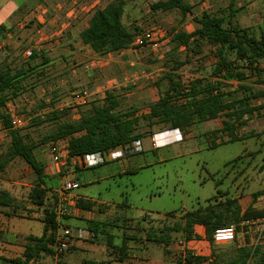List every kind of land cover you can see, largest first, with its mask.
<instances>
[{
    "label": "crops",
    "instance_id": "obj_1",
    "mask_svg": "<svg viewBox=\"0 0 264 264\" xmlns=\"http://www.w3.org/2000/svg\"><path fill=\"white\" fill-rule=\"evenodd\" d=\"M49 1L34 0L32 6L22 16H18L13 21L11 17H8L4 22H0L8 24L7 26L0 24V67L31 69V72L21 80V91L6 103L5 109H9L13 113L20 107L22 110H28L29 108H36L39 105L40 108L34 111V116L48 114L55 111V107L52 106L53 97L58 98V93H60V97H63L74 87V84H72L74 76L72 77V74H75V72L73 70L65 78L58 76L57 80H54L55 74L53 69L64 67V65L60 62L56 65L52 59L48 58L47 54L55 49L53 41L55 37L61 38L56 45L57 48L66 46L67 44L71 47V40L66 38V33L68 32L69 34L70 32L71 34V29H66L67 27H63L60 30L53 29L56 16L52 14L53 9ZM98 4L96 2H87V0L82 1V15H86L82 20V30L88 26V19L91 13L97 8H102L98 7ZM237 8L240 12L241 8ZM261 20L258 26L261 24ZM194 28L186 32L190 33ZM78 46L87 48L80 43ZM139 49H143V47H135L132 43L126 50L102 56L95 54L99 57L96 58L97 60L94 64L90 65L93 69L82 71V90L85 86H92L90 88L93 92L92 101L102 99L106 92L114 91L120 100L126 98L128 107L136 104L138 101L135 102V97H132L134 93L123 94L118 90V86L126 87L130 84L137 86L138 84L139 87L142 85L139 84L140 80L149 81L153 78L151 73L144 72L143 70L135 71L128 78L124 77V70L126 71L128 66H136L138 64V62L132 61L129 58L132 56L137 58V55L141 53V51H138ZM32 52L38 54L35 59L30 58ZM28 53L30 54L28 55ZM161 70L160 68V72H162ZM232 83L237 85L235 82ZM98 84L100 85L96 86ZM224 84L223 82V86ZM145 86L148 85L146 84ZM150 89L152 88L150 87ZM151 93L153 98L150 100L154 102L158 96L156 95L157 93ZM85 110L86 108L82 111ZM147 112L148 108H146V111L144 110L143 115ZM223 120V117H218L201 123L195 122L191 126L174 130L168 128H163L159 131L151 130V134H146L141 139L132 141L130 144L125 145L124 149L116 147L114 152L117 153V156L105 158L104 162L91 167H82L76 162L75 157L68 155L66 141L51 142L49 145L48 161L45 162V165L38 160L35 153L36 147L33 153L43 167L44 174L47 177V188L50 191L56 192L63 181L76 182L79 185L77 189L72 191L70 198L73 199L74 208L79 209L81 212L78 214V212L72 211L73 213L71 212L70 215L65 217V223L74 229V235L69 242V251L64 252L60 256L59 264H183L187 251L197 252L196 258L200 259L199 264H214L216 262L218 264H226L235 255L237 249L257 245H253L249 240L247 235L251 230L247 231V229H245L247 235L245 234L242 239H239L237 236V240L227 243H210L206 238L205 229L202 225L195 224L192 227L191 234H188L185 230L184 216L187 212L194 209L164 212L159 215V219L152 223L149 215H145L143 218L132 215V209L127 204L125 198L121 201L105 199L101 198V196L94 197L80 191L83 187L92 186L95 183L98 184L102 180L137 173L145 165L140 164V161L145 156L144 153L152 152L155 156H158L161 150L185 141L197 140V148L201 146L200 143L203 141L206 149H214L223 144L230 143L228 142V135L222 131ZM153 135L159 145L156 151L150 150V146L143 147L144 139L150 140ZM1 136L9 138L7 131L0 121ZM245 138L242 137L241 139L244 140ZM9 143L10 138L8 141L1 140L0 138V147H2L1 145L5 146V144L7 147ZM213 145L215 146L214 148ZM53 147L58 150L55 154L52 153ZM54 157H56V160H54ZM157 159L158 162L165 160L160 156ZM15 160L22 161L19 158H15L10 163L15 162ZM65 164L69 166V169L63 174L62 167ZM234 165L235 163L231 161L226 163L224 168ZM99 168H102L101 176L86 174L93 169ZM29 170L31 169L29 168ZM5 171H7V174L4 176ZM8 172L7 167L0 171V190L8 192L18 208L12 211L8 207L0 206V264H11L9 261L13 259L23 260L22 254L26 244L25 238L29 236L40 237L43 233V208L32 205L27 198L29 190L36 180L32 170L30 171L32 182L28 185L18 180V182L3 180L4 177H8ZM18 176L20 175L16 172L13 177L19 179L20 177L18 178ZM221 183L222 180H218L216 185ZM238 186L239 183L236 184V187ZM19 190L22 191L19 192ZM260 191H264V189L257 192ZM257 192L246 193L245 190L239 189L238 193H235L233 196L225 191H217V195L214 196L215 199L211 203L218 205L230 199L236 202L241 213L249 207L257 211H264V207L262 206L264 195L262 194L253 200L252 195ZM79 202L83 206L88 207L90 205V209L85 210L80 208L78 206ZM206 205L207 202L204 206L199 207L204 208ZM109 217H115L116 220L121 217L122 219L129 217L132 227L141 228L140 230L137 229L140 232L136 234V232L129 229L125 230V228L119 225H113L108 222ZM92 220L98 224L100 234L95 235L97 231L94 230V232L90 233L91 235L93 234L91 237L85 236L79 238L76 235L77 231L84 230L86 232ZM252 222H242L239 225H243V228H246L245 226L252 224ZM168 227L175 229L167 232L166 229ZM176 227L179 228L176 230ZM156 239H160L161 242L157 243ZM152 244L159 246L162 250V255L155 252L156 250L151 247ZM259 244L262 245L261 243ZM79 251L88 253L86 255L90 258H84L83 255L82 257L79 256ZM21 264H56V261L51 254L41 255L37 260H30Z\"/></svg>",
    "mask_w": 264,
    "mask_h": 264
},
{
    "label": "trees",
    "instance_id": "obj_2",
    "mask_svg": "<svg viewBox=\"0 0 264 264\" xmlns=\"http://www.w3.org/2000/svg\"><path fill=\"white\" fill-rule=\"evenodd\" d=\"M125 4L126 0H115L95 9L88 19V26L79 33L80 43L99 56L128 49L134 42L135 34L124 26ZM192 7L185 0H155L149 3V9L154 13L175 11L182 16L190 14L196 26L190 33L181 31L171 37L169 42L174 45V49L164 56V72L153 82L158 97L147 106L145 115H137L135 108L122 109L118 95L109 91L102 99L92 101L89 108L74 121H61L66 116L63 110L48 113L45 119L53 122L55 127L42 137L39 144L63 140L67 143L70 157H83L130 144L151 134L156 125L174 130L218 117L224 118L222 131L228 135V142L242 140L235 136L237 128L245 126L254 114L258 115L260 110H264V69L258 68L260 61L264 60V7L257 30L238 24L239 9L235 0H230L226 7L217 11L207 10L198 16L193 15ZM204 46H208L212 54L213 62L208 72L211 79L196 77L184 83L177 75L184 63L176 60L175 51L184 47L190 48L194 54H200ZM37 56L36 52H32L30 58L35 59ZM30 72L29 68L0 67V121L10 138L9 145L0 155V171L15 158L21 159L36 178L27 198L32 205L43 208L42 235L26 237L23 260L13 259L9 261L11 264L51 255L49 245L53 242L56 230V192L51 193L47 188L43 167L34 156L37 145L29 142L28 135L22 134L21 129H11L10 117L5 112L7 101L21 91V80ZM251 78L252 85L242 83ZM223 82H235L238 88L225 92ZM254 85L262 88L257 90ZM239 92L241 95L236 97ZM256 99L262 100L258 106L251 103ZM35 119L37 116L30 119L32 124ZM142 121L146 122L144 127H148L146 134L139 131L143 127ZM240 158L237 157L232 163ZM262 194L264 191L254 193L253 200ZM213 199L215 197L208 200L204 208L198 207L185 214V230L188 234H191L195 224L202 225L207 240L213 243L212 235L217 228L264 219V211L249 207L241 213L235 201L227 199L222 204L213 205ZM14 202L8 192L0 190V206L15 211L18 206ZM78 206L90 209V205L83 206L81 202ZM174 229L168 227L166 230L170 232ZM155 241L161 242L160 239ZM256 258L258 260L255 261ZM185 259L186 264L200 262V259L190 255ZM226 264H264V243L237 249Z\"/></svg>",
    "mask_w": 264,
    "mask_h": 264
},
{
    "label": "rangeland",
    "instance_id": "obj_3",
    "mask_svg": "<svg viewBox=\"0 0 264 264\" xmlns=\"http://www.w3.org/2000/svg\"><path fill=\"white\" fill-rule=\"evenodd\" d=\"M33 1L34 0H0V22H4L8 17H11L13 21L17 19L18 16H22L23 13L28 11L32 6ZM82 1L83 0L49 1L53 9L52 14L56 16L53 29L60 30L63 27L71 29V34L70 32L69 34L68 32L66 33V38L71 40V47L67 44L66 46L57 48L56 45L61 38L55 37L53 38L55 49L47 54L48 58L52 59L56 65L59 62L64 65V67H56L53 69L55 74L54 80H57L58 76L65 78L71 70L75 72V74H72V77L74 76L72 80L74 87L63 97H60V93H58V98L53 97L52 106H54L55 109L61 107L64 103L70 102L75 93L82 91V71L93 69L90 65L94 64L97 60L96 58L99 57L89 48H81V46H78L80 43L78 32L82 30V20L86 16L85 14L82 15ZM112 1L115 0H87V2L99 3L98 7H104ZM152 1L155 0H126L125 14L123 17L124 26L132 31L136 37L143 36L147 33L152 36V40L148 41L143 49L138 50L141 51V53L137 55V58L133 56L129 58L132 61L138 62V66H128V69H126V71L124 70V77L128 78L135 71L138 72L139 70H143L144 72L151 73L153 78L149 81L140 80L139 84L142 85L139 87L138 84L137 86L130 84L126 87H120L118 84V90L120 92L123 94L130 92L134 93L132 97H135V102L138 101L133 106L128 107L126 98H122L121 108H135L139 116H142L149 103H152L150 100L153 98L151 92H154V94L157 93L153 86V82L164 72L162 64L164 56L174 49V45L169 42L171 37L181 31H190L196 26L193 16L190 14L182 16L179 12L175 11L167 13L152 12L149 9V3ZM229 1L230 0H185L186 3L193 6V15L195 16H198L205 10L217 11L220 8L226 7ZM235 3L237 7L241 8L237 16L240 26L251 27L257 30L263 12L264 0H235ZM0 24H4V26L8 25L5 23ZM189 47L193 49L192 45ZM175 58L179 62L184 63L177 72V75H180L184 83H188L191 79L196 77L211 79L208 72L213 59L208 46H204L200 54H194L190 48L185 49L184 47H180L175 51ZM160 68L162 72H160ZM258 68L264 69V60L260 61ZM224 83L223 87L225 92H232L238 88V85L232 82ZM242 83L252 85L253 79H247ZM146 84L148 86H145ZM99 85L100 84L96 86ZM150 87L152 89H150ZM90 88H92V86H85L83 90H91ZM254 88L258 90L262 87L254 85ZM156 95L158 96V94ZM240 95L239 92L235 96L239 97ZM261 101L262 100L256 99L252 100L251 103L258 106ZM90 103L64 108L63 111H65L66 116L61 118V121L76 120L83 109L89 108ZM37 108H40V106L38 105L36 108H29L28 110H22L20 107L16 110L15 114H19L25 118V125L21 128L20 132L22 134H27V140L37 145L35 151L36 156L40 163L45 165V162L48 161L49 145L51 142L44 144H39V142L45 134L50 133L54 129L55 125L53 122H49L45 119L47 114L37 116V119H35L33 123H39L38 125L35 126L32 124L30 119L34 116V111H36ZM259 113L258 115L254 114L247 120L245 126L238 127L235 131V136L241 138L246 137L242 141L223 144L214 149H206L203 141H201V146H198V148L196 147V143L198 144L197 140L185 141L161 150L158 156H155L152 152L144 153L145 156L140 161V164H145L146 166L142 165L143 167L140 168L137 173L102 180L98 184L95 183L92 186L83 187L80 191L94 197L101 196V198L105 199L121 201L125 198L127 204L132 209V215L142 218L145 215H149L153 223L159 219V215L164 212L192 210L199 206H204L207 200L217 195V191H225L234 196L235 193H238L239 189L245 190L246 193L263 190L264 110H260ZM39 120L45 122H38ZM145 123V121H142L141 124L143 127H140L139 131L145 132L146 134L148 132V127H144ZM163 128L162 126L156 125L152 128V131H159ZM0 138L5 141L9 139L4 136ZM143 145L144 148L150 146V150L153 151L158 149L152 148L151 139H144ZM1 146L0 155L4 152L6 144L5 146ZM60 150H62V148H60ZM159 156L163 157L165 160L158 162L157 158ZM240 156L242 157L238 163L236 162L232 167L228 166L224 168L226 163ZM7 168L9 170V175L6 178L4 177L3 180L6 179L8 182L18 180L27 185L32 182L31 170H29V167L23 161L15 160V162L10 163ZM62 168L63 174H65L69 166L65 164ZM101 170L102 168L93 169L86 174L101 176ZM16 172L20 175L18 176V178L20 177L19 179L13 177ZM6 174L7 171H5L3 175L5 176ZM218 180H222V183L216 185ZM237 183H239L238 187H236ZM20 191L22 190H19V192ZM53 192L54 191H51V193ZM262 206L264 207V199L262 201ZM263 220L264 219L253 221L252 224L245 226L246 228H243V225L234 224L236 233L235 240L238 238L242 239L246 232L251 230V232L246 235L252 244H263ZM130 221L129 217L125 219L121 217L118 220H116L115 217L108 218V222L113 225H119L125 228V230L129 229L138 234L140 231H137V229L140 230L141 228H137L136 226L132 227ZM91 222L90 227L86 230L88 236L91 237L93 234L91 235L90 233L94 232V230L97 231L95 235H99L100 228L97 226L98 224L93 220ZM69 227L74 230L71 226ZM245 229H247L246 232ZM151 247L156 250L155 252L162 255V250L159 246L152 244ZM261 250H263V247ZM67 251H69V249ZM86 254L88 253L80 251L78 253L81 257L83 255L84 258H90Z\"/></svg>",
    "mask_w": 264,
    "mask_h": 264
},
{
    "label": "built area",
    "instance_id": "obj_4",
    "mask_svg": "<svg viewBox=\"0 0 264 264\" xmlns=\"http://www.w3.org/2000/svg\"><path fill=\"white\" fill-rule=\"evenodd\" d=\"M152 40V36L150 34H145L140 37L134 38L133 45L135 47H145L148 41ZM30 53H28L29 55ZM93 92L91 90H82L78 93H75L70 102L62 104L61 107L56 108L57 111H62L64 108H70L77 105H84L86 103H90L92 101ZM5 112L10 117V127L12 130L21 129L25 125V118L11 112L9 109H5ZM151 146L153 149H157L159 147L155 136L151 137ZM126 146H119V148L124 149ZM114 149H110L105 152H97L94 154H88L83 157H75L76 162L82 167H91L97 165L99 163L104 162L105 158H112L117 156ZM57 148H52V153L55 154L57 152ZM56 160V157H54ZM79 187L78 183L71 181H64L59 189L56 191V230L54 234L53 242L49 245V248L52 251V255L56 264H59L60 256L69 249L70 239L73 237V230L65 223V217L70 215L72 211L78 214L81 212L79 209L74 208L73 199L71 197L72 191ZM73 213V212H72ZM264 222V220H263ZM76 235L79 238H83L88 236V233L84 230H78ZM236 233L234 226H226L217 228L212 235V240L214 243H227L233 242L235 240ZM190 255L193 258H196V251H187L186 256ZM183 264H186V259L183 260Z\"/></svg>",
    "mask_w": 264,
    "mask_h": 264
}]
</instances>
